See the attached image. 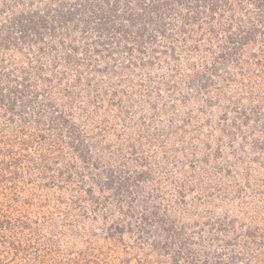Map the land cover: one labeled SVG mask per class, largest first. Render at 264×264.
<instances>
[{
    "label": "rangeland",
    "instance_id": "obj_1",
    "mask_svg": "<svg viewBox=\"0 0 264 264\" xmlns=\"http://www.w3.org/2000/svg\"><path fill=\"white\" fill-rule=\"evenodd\" d=\"M60 1L72 3L75 0ZM240 1V5L245 6L243 12L253 13L251 0H229L231 3ZM44 2L0 0V7L8 6L0 21L4 22L16 12L36 10ZM223 4L214 14L210 7L203 10L204 20L200 27L195 23L191 27H182L179 18H171V24L177 29L169 27L165 33L167 38L161 37L158 42L146 45L148 51L156 46L161 51V45L175 46L178 61L171 60L169 54H160L168 57L160 63L164 66L169 62L175 67L177 74L173 81L179 86L174 91H162L168 102L166 111L164 106L154 112L146 104L133 105L125 119L126 124L112 122V116L108 117V98L114 88L120 89L123 84L135 85V76L142 71L139 66L128 70L126 66L131 60L122 52V47L112 45L106 48L107 45L101 44L91 30L84 33L81 26L82 32H75V44L64 47L57 44L56 50L45 55L38 53L36 43L29 41L20 52L15 49L6 51L7 60L0 57L3 66L0 78L5 77L7 82L32 77L26 84L30 85L29 90L40 94L39 103L46 99L51 86L57 85L59 91L69 84L65 78L57 83L53 75V71L57 74L65 72L67 81L73 82L74 92L81 95L75 107L82 104L79 107L82 116L87 103H92L95 110L88 122L79 116L72 122L91 129L101 126L109 133L106 140L96 136L95 130L93 135H85V143L93 146V155L100 156L107 166L121 172L123 177H130V182L141 174L145 176L140 184L128 188V192L132 191L131 195L128 194L130 200L123 201L122 205L116 199L108 198L110 192L100 193L87 170L86 188L83 189L76 176L72 182L67 181L68 187L63 184L59 191L54 186L58 181V169L65 171L76 164L72 161L75 157L66 129L65 134L50 132L48 118L44 117L42 128L46 131H43V139L36 141L39 145L29 144L31 150H27L23 144L32 143L28 135L36 131L33 121L36 110L30 109L16 116L18 121L14 126H19L23 119L32 123L30 126L24 124L25 129L18 128L19 135L10 130L12 125L8 118L12 114L4 118L0 111V152H3L0 153V211L5 216L2 221L14 222L16 231H12V235L17 240L21 237L19 232L22 236L28 233L23 226L26 222L34 229L36 222L45 224L54 218L52 231H66L67 235L62 238L61 245H58V237L49 242L53 246L51 257L63 259L71 254L68 258L74 260L82 259L83 253L86 255L84 259H89L87 264H138L139 261L145 262V254L155 253L151 241L142 237L144 232L141 230L142 212L153 204L161 209L159 217L168 216L166 219L175 222L177 229H184L182 237L193 240L194 250L211 264L226 263L232 254L242 256L240 264H247L254 254L257 262L251 261V264H264V245L261 244L264 241V149L261 146L264 140V38L263 43L260 39L254 42L256 44H247L241 57H226L225 60L227 37L236 30L238 13ZM175 9L182 13L178 7ZM176 11L171 10V13ZM2 34L4 37L6 32ZM49 41L45 39L41 46H47ZM163 42L167 44H161ZM32 48L33 54L28 57ZM131 52L134 58H140L135 46ZM53 59L58 63L56 69L52 68ZM187 60L192 62L191 67ZM37 69H43L44 73ZM38 72L43 79H38ZM197 75L204 76L202 84L206 83V88L190 90L180 80V77L191 79ZM132 78L134 83L127 84ZM180 91L198 93V96L180 101ZM104 98L105 108L96 110L95 106H100ZM160 113L164 114L158 116ZM8 139H14L20 149L15 157L19 169L2 167V155H8L4 152L11 148V145L2 143ZM35 148L50 151L51 159L46 156L45 161L52 163V171L33 169L42 158L33 151ZM217 151L221 156H217ZM5 161L13 160L7 156ZM80 169L84 171L81 166ZM27 175H31L33 181L52 179H46L48 186L36 188L25 181ZM89 188H92L91 194ZM131 201L135 208L129 207ZM223 224L225 233L221 231ZM112 226L124 232L121 235L124 245L118 243V236H108L115 231ZM250 231L253 236L247 235ZM32 237L36 240L32 241ZM31 238H27V243L39 248L41 253L35 264L42 259L48 246L39 242L37 236L31 235ZM115 247L120 249L116 251ZM122 259L123 262H119ZM158 262L171 264L168 256ZM62 264L69 263L65 260Z\"/></svg>",
    "mask_w": 264,
    "mask_h": 264
},
{
    "label": "trees",
    "instance_id": "obj_2",
    "mask_svg": "<svg viewBox=\"0 0 264 264\" xmlns=\"http://www.w3.org/2000/svg\"><path fill=\"white\" fill-rule=\"evenodd\" d=\"M241 2L231 3L229 0H75L72 3H65L60 0H45L43 5L39 6L36 10L16 12L15 14H10L9 18L5 19L4 22L0 21V57L3 60L6 59L5 55L8 50L15 49L20 52L24 44L29 41L36 43L37 52L45 55L52 52V50H56L57 44H60L62 47L66 46V44H75L76 38L74 35L76 30L82 32L81 26L84 33L91 30L92 35L96 36L101 41V44L107 45L106 48H110L112 45L122 47V52L127 54L131 60L130 64L126 66L128 70H132L131 68L134 66H139L140 71H142V73L136 74V83H134L135 80L133 78L127 83H134L135 85L126 86V84H123L120 89L114 88L110 92V98H108L107 108L109 111L106 113L108 117L112 116V122L116 120L126 124L125 119L129 117V109L133 105L136 107L143 103L154 112L158 109H163L164 106V111H166L168 102L165 100L162 91L166 92L165 89L174 91L179 86L173 81L177 74L175 67L171 66L169 62H166L164 66H162V62L160 63V60L168 59V57H162L160 54H169L171 60L178 61V57L175 56V46L163 42L161 44L167 45H161L163 48L161 51L157 46L148 51L146 46L148 43L154 44L158 42L161 37H166L165 33L169 27L173 26L177 29L175 24H171V18L175 16L179 18V23L182 27H191L194 23L200 27L204 20L202 14L205 11L203 10L210 7L212 14H214L217 12L218 6L224 3L223 7L228 5L229 10H235L238 13L236 30L231 31L227 37L228 46L225 48V60H227L226 57L229 59L236 58L237 55L241 57L244 52L243 48L250 42L256 44L254 42L261 39L260 42L263 43L264 0H251L253 13L248 11L243 12L245 6H241ZM7 7H0V17L5 14ZM175 7H178L182 13L176 11ZM171 10L176 12L171 13ZM233 14L235 13L233 12ZM3 32H6L4 37ZM45 39H49L50 41L47 43V46H41ZM133 46L136 47V52L140 55V58H134V54L131 52ZM33 49L28 53V57L33 54ZM188 55H193V53ZM240 57L238 59L241 61ZM36 62H39V60H36ZM187 62L189 63V67H191L192 62L190 60H187ZM1 64L0 62V74L3 72ZM57 65L56 59H53L52 68L56 69ZM86 65L89 67L90 63L87 62ZM39 69L37 70L39 71ZM217 71L218 69L215 72ZM39 72L44 73V70L42 69ZM39 72L37 73L39 75L38 79L41 80L43 75L39 74ZM53 75L57 83H61L65 78L64 80L69 84H66V87L59 91L57 85L48 88L49 91L46 99L41 101V103L38 102L40 94L29 90L30 85L26 84L32 77L20 78L21 80L14 78L13 81L9 79L7 82L4 80L5 77L0 78V111H2V117L6 118L7 115L12 114L8 118L9 123L12 125L10 130L11 133L14 132L15 135H19L20 131L18 128L25 129L24 124L30 126L32 123L31 121H29L30 123L27 122V119H23V122L19 126H14L18 121L16 116L23 115L30 109L36 110L37 115L33 117V121L36 124L35 130L37 132L33 130L29 133L28 137L32 140V143L23 144V147L28 148L27 150H31L29 144H32V146L34 143L39 145V142L36 141L43 139V131H46L42 128L44 117L48 118V130L50 132L55 131L59 134H65L63 131L66 129V134L69 136L70 146L73 150V156L76 158H73L72 161L76 164L74 167L71 165V168L68 167L65 171L58 169V181L54 186L58 187V190L61 191L63 184L67 186V181L70 183L77 176L80 180L79 183L84 189L86 188L85 179L87 176H85V171L87 170L88 175L96 183L95 186L99 187V192H110L111 194H109L108 198H112V200L116 199L122 205L123 201L130 200L128 194L131 195L132 191L128 192V188L140 184L142 178L145 177L144 174L139 175L137 179L135 178V181L132 180L130 182V177H123L121 172H116L107 166L100 156L93 155L91 151L93 146L90 143H85V135L91 136L95 130V132L97 131L96 136L101 140H106L110 137H108L109 133L106 128L101 126L91 129L86 125L82 127L81 123L72 122V119L78 116L85 117V120L88 122L89 116L92 112H95L94 107L92 103H87L83 108L84 113L82 116V109L80 110L79 108L82 107V104L75 107L81 95L74 92L73 82L70 84L67 81L68 75L65 72H58L57 74L56 71H53ZM7 77H9V74ZM181 78L180 80L190 90H199L202 87H207L206 83L205 85L202 84L204 76L197 75L191 79H189L190 77L188 79ZM190 93L193 92L191 91ZM178 95L181 98L180 101H184L191 96L197 98L198 93L189 94L188 92V94H184L183 91H180ZM104 100L105 98L102 100L100 106H95L96 110L99 109L101 111L105 108ZM162 114L160 113L158 116ZM114 126L117 127L118 125L114 124ZM2 144L4 146L11 145V148L4 152L8 155H2L4 160L2 167L15 166V168L19 169L18 159L15 157L20 149L17 147L16 141L8 139ZM261 146L264 149V140ZM33 151L42 157L40 164L33 169L39 172H42L44 168L46 172L52 171V163L50 162L51 164H49V162L45 161L46 156L51 159L50 151L48 152L45 149L40 150V152L37 148ZM216 154L217 156H221L219 151ZM7 156L13 161L6 162ZM80 166L84 171L79 170ZM94 172L96 176L90 175L94 174ZM2 178L5 179V177ZM46 179L51 180L52 177L33 181L31 175H27L25 181L28 184L31 183L36 188H40L42 185L48 186ZM91 189H88L89 194L92 192ZM96 201L99 203L98 198H96ZM132 203L133 201L128 204L129 207L135 208ZM135 204L139 205L141 203L136 202ZM160 211V207L152 204L151 207H146L142 212V216H144L143 227H141V230L144 232L142 237L151 241V246L155 253L152 254L153 252L151 251V254H145L143 259L145 262L139 261L138 264H157L159 260L163 261L167 256L171 260V264H211L212 262L203 259L202 255H199L194 250L193 246L195 243L193 240L182 237L184 233L183 228L177 229L175 222H170V220L166 219L168 216L159 217ZM4 217L0 211V264H33L37 261L41 253H39V248L27 243V238L29 236L31 238V235L37 236L39 242L43 241V245L48 246L44 250L45 253H43L42 259L35 264H62L65 260L69 264L89 263V259H84L86 255L83 253L82 259L74 260L68 258L71 254L68 255V259L50 256L53 246L49 242L58 237V245H61L62 238H65L67 235L66 231L64 233L52 231L51 225H53L54 218H51L52 220L45 224L36 222L37 227L34 229L26 222L23 226L28 229V233L22 236V233L19 232L21 237L17 240L16 236L12 235V231H16L13 229L15 226L14 222H9L12 220L2 221ZM224 226L225 224H223ZM111 229L115 230V227L112 226ZM221 231L225 233V227ZM72 232L74 233V228ZM123 233L121 229H117L108 236L110 238L118 236V243L124 245V240L121 237ZM248 234L253 236L251 231ZM31 240L35 241L36 239L32 237ZM17 241L19 242L17 243ZM261 244L264 245V241ZM115 248L116 251L120 249L119 247ZM241 257L240 255L232 254L228 261L226 263L222 261V264H240L243 259ZM248 260L247 264H251V261L257 262V256L254 254ZM119 262H123V259ZM158 264L162 263L158 262Z\"/></svg>",
    "mask_w": 264,
    "mask_h": 264
}]
</instances>
